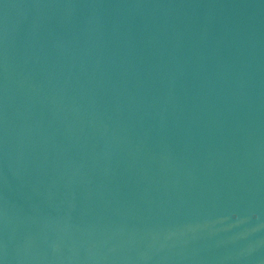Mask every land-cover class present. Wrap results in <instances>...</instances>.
<instances>
[{"label":"water","instance_id":"water-1","mask_svg":"<svg viewBox=\"0 0 264 264\" xmlns=\"http://www.w3.org/2000/svg\"><path fill=\"white\" fill-rule=\"evenodd\" d=\"M0 264H264V0H0Z\"/></svg>","mask_w":264,"mask_h":264}]
</instances>
